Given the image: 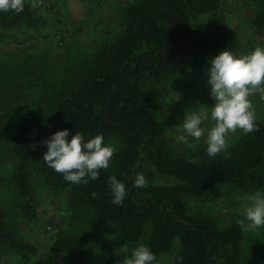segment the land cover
I'll use <instances>...</instances> for the list:
<instances>
[{
  "label": "trees",
  "instance_id": "16d2710c",
  "mask_svg": "<svg viewBox=\"0 0 264 264\" xmlns=\"http://www.w3.org/2000/svg\"><path fill=\"white\" fill-rule=\"evenodd\" d=\"M222 1L133 0L124 9L120 29L78 60L64 85L44 92V112L14 119L0 116V145L8 144L13 151L9 181L24 215L36 218L29 177V171H35L47 186L65 193L73 211L87 218L81 233L53 243L72 264H90L85 249L99 247L96 233L106 223L120 243H147L158 259L177 240L173 264H264V251L243 254L242 218L232 217L219 227L203 214H189L186 206V197L203 194L216 183L245 195L264 190V119L214 156L207 154L205 143L178 150L166 137L165 122L148 89V82H164L190 67L206 72L209 58L225 46L239 53ZM253 1L260 8L248 26L264 33V0ZM41 21L28 0L20 12L0 11V29L5 31L33 28ZM63 128L86 137L102 133L105 142L119 138L121 147L113 153L112 165L88 183L66 181L44 162L46 145L41 143ZM137 172L146 181L140 187L132 183ZM112 175L125 184L120 204L112 202L108 188ZM5 249L23 259L36 253L32 243L16 237L0 209V252Z\"/></svg>",
  "mask_w": 264,
  "mask_h": 264
},
{
  "label": "rangeland",
  "instance_id": "374dc122",
  "mask_svg": "<svg viewBox=\"0 0 264 264\" xmlns=\"http://www.w3.org/2000/svg\"><path fill=\"white\" fill-rule=\"evenodd\" d=\"M42 18L38 26H18L11 30L0 29V116L9 119L29 113L45 111L43 94L56 90L69 77L78 60L90 55L97 45L114 35L121 27L125 7L133 0H28ZM226 22L239 40V53L257 45H264V33L248 26V20L260 4L253 0H224ZM148 89L165 122L166 137L178 150L191 144L204 143L190 138L187 143L177 140V132L185 112L208 109L213 103L207 74L198 67H190L164 82H148ZM256 120L264 119V101L258 94L251 97ZM208 126V122H204ZM243 132L237 130L227 137L232 143ZM110 143L115 151L121 147L116 136ZM114 151V152H115ZM15 157L11 146L0 145V209L20 240L36 247V253L23 259L12 250L0 252V264H72L69 256L54 248V241L61 236L81 233L87 218L73 211L64 192L47 186L35 171H29L30 190L35 201L34 220L24 215L20 198L9 181L14 170ZM112 165V162H110ZM249 195L230 191L223 183L214 184L207 192L186 197L189 214H203L219 227L228 224L232 217L243 219ZM99 247L88 245L85 257L90 264H123L131 249L118 241L112 227L103 224L95 237ZM242 250L245 256L264 251V225L257 228L242 227ZM178 251L176 240L172 249L163 253L161 264H173Z\"/></svg>",
  "mask_w": 264,
  "mask_h": 264
},
{
  "label": "clouds",
  "instance_id": "9594fccd",
  "mask_svg": "<svg viewBox=\"0 0 264 264\" xmlns=\"http://www.w3.org/2000/svg\"><path fill=\"white\" fill-rule=\"evenodd\" d=\"M24 0H0V11H22ZM207 84L213 103L208 109L185 112L177 132V140L187 143L190 138L204 137L205 151L209 156L226 151L230 133L242 130L251 132L256 127V111L251 97L258 94L264 101V45L237 53L223 47L209 58L206 70ZM208 126H204V122ZM46 145L42 157L48 167L62 173L71 183H88L95 180L100 169L109 167L115 151L105 142L102 133L86 137L79 130L57 129L41 140ZM143 173L137 172L133 185L145 184ZM108 188L112 202L122 203L125 197V184L115 175L108 177ZM248 203L242 210V223L257 228L264 225V190H256L247 197ZM123 264H161L156 254L144 242L137 243L124 258Z\"/></svg>",
  "mask_w": 264,
  "mask_h": 264
}]
</instances>
